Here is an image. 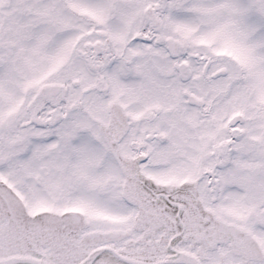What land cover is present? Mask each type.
Masks as SVG:
<instances>
[{
  "label": "snow or ice",
  "instance_id": "6c2138e0",
  "mask_svg": "<svg viewBox=\"0 0 264 264\" xmlns=\"http://www.w3.org/2000/svg\"><path fill=\"white\" fill-rule=\"evenodd\" d=\"M0 264H264V0H0Z\"/></svg>",
  "mask_w": 264,
  "mask_h": 264
}]
</instances>
